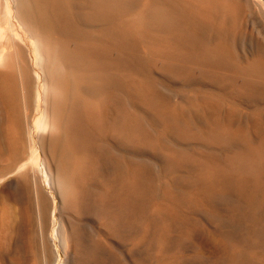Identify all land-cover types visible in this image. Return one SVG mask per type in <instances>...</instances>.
<instances>
[{"label":"rangeland","instance_id":"374dc122","mask_svg":"<svg viewBox=\"0 0 264 264\" xmlns=\"http://www.w3.org/2000/svg\"><path fill=\"white\" fill-rule=\"evenodd\" d=\"M62 1L65 17L54 0H0V167L9 163L13 135L26 152L22 171L0 175V264H264V182L257 193L240 180L252 166L235 156L242 146L208 141L200 124L191 131L202 138L178 135L146 105L153 98L171 111L242 127L255 146L258 140L250 127L252 120L264 119V100L247 99L196 73H174L165 52L189 49L161 32L144 35L138 26L126 35L101 32L81 19L85 0ZM146 1L139 0L125 18H140ZM167 2L176 7L175 0ZM263 12L254 6L240 17L239 23L246 22L236 40L240 63L264 50ZM64 20L89 33L87 42L105 49L103 64L82 54L76 71L65 59L81 40ZM233 35L227 43L233 44ZM217 39L206 33L209 44ZM57 71L62 75L59 85ZM78 78H83L85 99L100 121L121 113L136 126L135 134L115 143L108 125L96 135H76L53 124L54 95L60 90L69 95ZM60 133L59 144L98 166L102 180L113 166L105 149L123 157L127 179L138 169L139 191L125 196L121 220L109 218L102 201L62 193L58 151L51 142ZM212 169L222 171L221 178L202 182L200 174ZM70 227L80 237L86 235L78 246L58 236Z\"/></svg>","mask_w":264,"mask_h":264},{"label":"bare ground","instance_id":"6f19581e","mask_svg":"<svg viewBox=\"0 0 264 264\" xmlns=\"http://www.w3.org/2000/svg\"><path fill=\"white\" fill-rule=\"evenodd\" d=\"M175 1L177 3L174 8L167 0H147L142 5L140 18L133 16L130 19H126L125 17L131 14L139 0H85L87 9L84 10L85 12L81 15V19L94 26L97 25L100 27L101 32L115 31L121 35H126L136 26L139 27L143 34L161 32L169 40L184 45L189 49V51L176 54L171 51L165 52L164 57L166 58L164 60L171 66L174 73L182 76H191L196 73L200 77L209 78L220 84L222 88L233 89L247 99L264 100V50L261 48V51L255 52L250 59L240 63L239 49L236 45L237 34L240 33L241 35L243 33L246 23L245 21L239 23L241 15L243 13L249 15L254 6L257 11L258 7H263L264 9V0ZM54 3L58 6L59 13L64 16L65 11L61 7L63 1L54 0ZM52 8L54 9V7ZM188 18H191L190 23L183 22V20ZM64 25L70 33H73L81 40L80 45L73 52L64 54L65 59L73 64L76 71H78L82 54L95 58L96 64H103L102 58L105 54V49L98 42H87L90 36L84 30L76 29L66 20H64ZM253 25L256 24L253 23ZM207 32L216 35L218 39L215 44H209L206 41ZM230 34H234L232 38L233 44L227 43L229 41L227 37ZM39 71L37 72L39 73ZM57 73L55 84L59 85L62 75L61 71H57ZM80 79L83 78H78L77 83L75 81L72 92L69 95L63 94L61 90L54 95L52 123L65 132L76 135H84L85 133L96 135L100 131H104L108 125L115 143H121L126 137L135 134L136 126L131 120L126 121L121 113H113L108 121H100L92 105L85 99L88 92L80 82ZM146 105L166 127L175 131L178 135L189 137L194 134L196 136L194 138H202L197 132L191 131L193 124H200L206 130L208 141L220 142L226 145L233 143L241 145L243 152H237L235 156L241 162L249 160L252 166L248 171L242 173L240 180L246 181L247 185H253L252 187L257 189V193L260 191L261 184L264 182V180H261V174L264 173V119H254L251 122L250 129L253 130L258 140L257 145L253 146L246 133L247 129L242 127L234 129L215 120H202L196 114L187 115L175 109L171 111L172 109H167L163 104L153 100V98L149 99ZM36 106L38 108V105ZM195 116L196 121L193 120ZM183 118L185 119L184 121L182 120ZM36 124L38 125V121ZM61 139L62 133L51 137L53 148L58 151L56 169L62 193L74 194L76 198L81 194H86L89 198L95 199L97 203L102 201L108 210V217L116 221L121 220L123 218L121 204L125 196L127 194L135 196L139 191L141 177L138 169H134L130 178L127 179L124 173L123 157L118 152L105 149L104 153L111 157L113 166L102 180L97 175L99 167L90 162L88 163L87 160L76 158L70 147H67L66 144H59ZM10 146L11 156L9 163L0 167V175H6L14 170L17 172L22 171L26 166V163L22 162L26 152L21 139L13 135ZM221 173L222 171L219 169H212L201 173L199 179L204 183L210 184L219 180ZM20 174L24 178L25 172ZM232 183L235 184L234 182ZM116 206L118 207V213L115 217ZM58 236L61 240L66 236L74 246L80 245L82 240L86 239V235L80 237L79 230L74 227L61 229ZM74 252V256H76V251ZM47 254V251L43 249L42 255L45 257Z\"/></svg>","mask_w":264,"mask_h":264}]
</instances>
